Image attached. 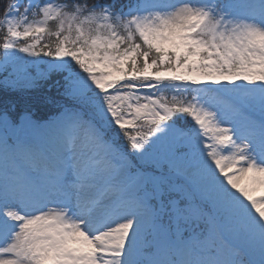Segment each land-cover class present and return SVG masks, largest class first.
<instances>
[{
	"label": "snow or ice",
	"instance_id": "1",
	"mask_svg": "<svg viewBox=\"0 0 264 264\" xmlns=\"http://www.w3.org/2000/svg\"><path fill=\"white\" fill-rule=\"evenodd\" d=\"M53 84L0 109V264H264V0H0V90Z\"/></svg>",
	"mask_w": 264,
	"mask_h": 264
},
{
	"label": "trees",
	"instance_id": "2",
	"mask_svg": "<svg viewBox=\"0 0 264 264\" xmlns=\"http://www.w3.org/2000/svg\"><path fill=\"white\" fill-rule=\"evenodd\" d=\"M61 91L62 88H58L55 84L52 85L51 90L48 89L47 85L23 93L0 90V109L5 107L12 109L14 106L12 114L17 117L28 112L36 120L49 119L59 112L58 102L68 103L60 95ZM120 143H123V140Z\"/></svg>",
	"mask_w": 264,
	"mask_h": 264
},
{
	"label": "rangeland",
	"instance_id": "3",
	"mask_svg": "<svg viewBox=\"0 0 264 264\" xmlns=\"http://www.w3.org/2000/svg\"><path fill=\"white\" fill-rule=\"evenodd\" d=\"M33 119H35L34 117H32ZM36 120V119H35Z\"/></svg>",
	"mask_w": 264,
	"mask_h": 264
}]
</instances>
